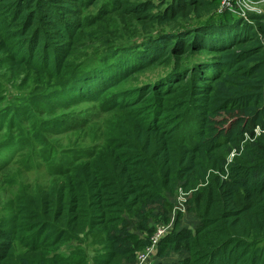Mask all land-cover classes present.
I'll return each instance as SVG.
<instances>
[{
	"label": "trees",
	"instance_id": "16d2710c",
	"mask_svg": "<svg viewBox=\"0 0 264 264\" xmlns=\"http://www.w3.org/2000/svg\"><path fill=\"white\" fill-rule=\"evenodd\" d=\"M99 2L0 0L1 52L15 68L39 69L36 81L50 91L48 102H55L51 113L78 107L63 124L82 125L107 109L132 126L131 132L105 134L93 153L72 152L75 163L57 190L24 191L30 200L20 194L18 204L13 201L15 214L0 229V264H89L82 251L71 257L59 252L69 226L88 216H95L90 226L100 227L92 235L107 244L95 264H264V104L260 125H242L225 136L210 128L219 112L239 108L252 116L258 106L253 98L240 104L222 94L226 106L213 102L219 85L263 53L264 15L246 22L220 12V0H173L165 10L152 0H119L85 25L81 11ZM119 13L148 25L145 33L99 46L92 32ZM191 20L201 22L179 32H149ZM9 37L20 43L6 45ZM87 48L94 52L79 55ZM157 67H165L160 79L129 85ZM246 76L238 85L253 81ZM173 98L182 99L181 113L170 118L167 104ZM85 105H95L98 113L83 110ZM195 111L197 130L188 142H178L179 123ZM178 191L185 193L181 204ZM141 209L148 211L147 223L164 220L169 229L144 263L136 255L151 243L135 233L137 224L148 229ZM122 215L130 237L121 231Z\"/></svg>",
	"mask_w": 264,
	"mask_h": 264
},
{
	"label": "rangeland",
	"instance_id": "374dc122",
	"mask_svg": "<svg viewBox=\"0 0 264 264\" xmlns=\"http://www.w3.org/2000/svg\"><path fill=\"white\" fill-rule=\"evenodd\" d=\"M148 1L150 0H123L126 5H138ZM152 1L155 2L156 6L161 7L160 10H165L173 2V0ZM116 2H119V0H100L96 6L81 11L82 21L87 25L92 21L94 14L110 8ZM220 4V12H236L235 16L246 22H249L255 14L264 15V0H235L231 2V6L224 9H222L221 0ZM200 22L196 20L179 21L164 27L154 26L149 29V32H179L181 29L196 26ZM251 23L253 22L251 21ZM146 26L148 25L136 22L133 17L119 13L111 18L103 19L92 34L100 40L98 45L102 46L112 42L110 40L121 43L134 35H139L144 32ZM83 40H85L84 37ZM19 43V40L9 37L6 45L14 46ZM259 45L264 49V37L259 41ZM2 48V38H0V127L3 128L0 132V229L2 227L6 228L12 215L15 214L13 201L16 199L18 204L20 194L25 199L30 200L31 195H41L43 190L46 191L49 188H52V191L57 190L63 181L61 176L64 171H68L71 165L75 163L74 158L76 157L71 154L72 152L76 155L82 152L93 153L98 146H103L105 143V134H119L122 129L132 131L131 124L125 123V116L105 112L107 109L96 115L94 120L87 121L82 125H79V121L68 122L64 125L63 122L67 120L70 114L77 115L75 111L78 107L66 109L61 107L62 109L51 113L50 111L53 109L51 105L55 102H48L49 100L45 95L50 91H47L43 85L36 81L41 75L38 73L39 69L35 68V71L32 67H27L28 65L22 69L13 67L10 65L13 60H10L5 52H1ZM93 52V48H87L79 52V55H88ZM9 60L10 64L8 63ZM37 66L39 65L37 64ZM164 68L157 67L146 74L137 75L130 81L129 85H134L135 81L138 82L139 80L141 84H144L160 79ZM246 73L254 78L253 81L238 85L239 81L249 80ZM241 86L243 92H241L242 88H239ZM221 94L228 95L232 99L235 98V102L240 104H243L247 98H253L254 103H257L258 106L252 116L239 108L232 109L230 112H219L215 117V122L210 124V128L219 131L216 136H225L238 130L242 125L251 124V126H254L261 124L263 120V117H261L263 116L262 106L264 104V50L252 63L243 66L236 77H229L223 84L218 86L217 96L213 102L216 108L223 106V104L226 106L228 103L227 100L223 101ZM259 99L263 100L259 101ZM181 103V98L171 99L167 104L171 110L167 117L179 116ZM259 104L261 105L259 106ZM84 107L83 110L98 113L95 105H85ZM257 118L260 121L259 123H256ZM199 121L197 111L187 114L183 121L179 123L181 129L177 133V141L181 143L182 138L185 137L184 140L188 142L189 138L187 136L193 129L197 130ZM217 121L221 123L217 124ZM59 122H62L60 126L57 125ZM257 131H260V128H257ZM229 159L232 160V155ZM24 191L30 193L34 191V193L26 195ZM177 199L179 204L183 203L185 193L178 191ZM40 206L45 210L44 201L40 203ZM140 211V217L142 218L148 212L146 209ZM94 217L88 216L87 219L80 222V225L76 222L69 226L71 231L66 233V241L63 246L59 247V252L63 256L71 257L75 250H79L83 252L89 264H95L97 258L105 254L104 247L107 244L101 239L95 238L94 234L92 235L100 227L97 226L94 229L89 225L94 222ZM112 218L114 220L116 217ZM120 218V221L123 222L121 231L125 236L130 237L132 232L127 231L129 228V224L125 221L127 216L122 215ZM143 222L147 225V231L141 230L140 224H137L135 233L142 238H148L149 242L152 238H155L159 230L168 228L164 220H156V223L150 224L147 223V218H143ZM110 227L118 228V225H111ZM80 230L83 232L75 233ZM21 236L25 237L27 235ZM150 246L151 244H149ZM20 248L21 246H19ZM148 248L138 252L136 258L139 260L142 254L145 255ZM152 258L153 255H150L151 260Z\"/></svg>",
	"mask_w": 264,
	"mask_h": 264
},
{
	"label": "built area",
	"instance_id": "2783aa9c",
	"mask_svg": "<svg viewBox=\"0 0 264 264\" xmlns=\"http://www.w3.org/2000/svg\"><path fill=\"white\" fill-rule=\"evenodd\" d=\"M232 1H235V0H221L222 9L231 6V2ZM236 1H240V0H236ZM243 1H245V0H243ZM233 13L236 14V12H233ZM163 229H165V230H159V232L155 236V238H152L151 239V241H150L151 246L145 251V255L142 254L139 257L140 263L146 262L150 258V255H153V256L155 255V253H156V247L158 246V244L160 243V241L169 234L168 233V230H169L168 228H163Z\"/></svg>",
	"mask_w": 264,
	"mask_h": 264
}]
</instances>
